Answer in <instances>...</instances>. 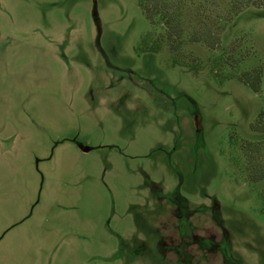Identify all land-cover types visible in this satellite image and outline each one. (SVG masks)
<instances>
[{
  "label": "rangeland",
  "instance_id": "obj_1",
  "mask_svg": "<svg viewBox=\"0 0 264 264\" xmlns=\"http://www.w3.org/2000/svg\"><path fill=\"white\" fill-rule=\"evenodd\" d=\"M164 31L138 0H0V264H264V6L175 62Z\"/></svg>",
  "mask_w": 264,
  "mask_h": 264
},
{
  "label": "trees",
  "instance_id": "obj_2",
  "mask_svg": "<svg viewBox=\"0 0 264 264\" xmlns=\"http://www.w3.org/2000/svg\"><path fill=\"white\" fill-rule=\"evenodd\" d=\"M138 2L148 20L153 21L157 18L164 25V35L157 41L159 43L162 40L167 41L174 62L173 53L185 41L203 42L215 48L213 45L218 46L221 32L236 14L249 6H264V0H229L227 6L221 7L220 10H217L218 0H138ZM261 149H264V141L248 142L244 145L248 160L256 164L252 167L257 172L253 175L255 178L264 176V163L258 159ZM262 196L264 198V191Z\"/></svg>",
  "mask_w": 264,
  "mask_h": 264
}]
</instances>
